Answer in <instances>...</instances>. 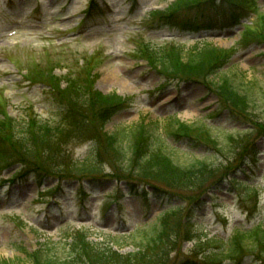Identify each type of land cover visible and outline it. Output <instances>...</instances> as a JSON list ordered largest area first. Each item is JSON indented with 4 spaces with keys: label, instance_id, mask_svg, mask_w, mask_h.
<instances>
[{
    "label": "rangeland",
    "instance_id": "rangeland-1",
    "mask_svg": "<svg viewBox=\"0 0 264 264\" xmlns=\"http://www.w3.org/2000/svg\"><path fill=\"white\" fill-rule=\"evenodd\" d=\"M89 1L0 0V103L7 98L11 105L9 111L20 119L26 116L25 108L33 107L42 121L58 123L62 106L55 95L43 85H30L26 76L37 66L43 70L54 66L57 76L65 77L67 72L75 76L87 66L85 60L91 61L93 68L87 76L96 80L95 89L103 94H117L128 101L127 106L105 125L104 131L110 135L141 125H146L153 133L158 126L157 131L166 138L165 149L176 164L188 166L201 160L215 165L217 170L219 166L230 170L235 163L226 161L220 153L195 139L174 138L169 130L175 125L170 120L192 126L205 125L223 147L225 157L233 156L237 145L230 146V136H244L253 141L250 150L253 154L257 152L256 164L250 157L246 160L248 167L243 166L245 172L236 173L240 181L258 190L239 187L241 192L237 194L229 181L220 186L215 198L210 197L205 203L198 235L227 240L235 229L264 224V136L258 137L253 130L254 123H264V43L241 44L242 27L198 34L167 27L145 28L142 21L145 14L164 10L175 0H137L136 4L132 0H97L99 9L88 20ZM131 7L132 15L129 13ZM246 15L243 25H261L264 0H257L256 8L248 9ZM142 39L157 49L163 46L169 50V44L176 43L184 46L186 53L202 40L218 49L231 51L236 47L237 50L226 63H221L224 67L218 74L211 75V70L206 73L207 80L172 82L163 86L166 82L161 75L133 52ZM215 58L220 60L217 55ZM108 75L113 77V82L105 80ZM223 79L248 97L250 108L242 116L230 114L221 103L216 91H220L218 85ZM64 81L62 86L66 85L67 80ZM98 130L96 126L93 128L96 135ZM93 143L92 137L86 136L65 152L70 151L73 161H82L92 155ZM240 148L244 149L245 144ZM73 161L65 155L64 166ZM104 162L103 171L109 174L112 162L107 156ZM18 169L11 166L0 172V264L5 260L27 264L35 252L45 259L62 260L71 254L69 237L77 231L86 232L93 242L110 244V236L123 235L128 230L154 223L167 209L154 196L145 195L142 187L134 192L126 184L114 181H101L92 186L82 184L87 192L84 197L77 190L80 183L74 180L64 183L57 194L47 193L40 197L39 202V190L50 189L55 183L47 180L40 189V180L34 174L12 182ZM68 171L65 169V173ZM111 192L115 195L110 197L108 193ZM116 197H121L123 212L117 210ZM174 205L182 208L181 215L186 212L187 206L180 200ZM122 243V254L133 251L131 240ZM195 243L196 239L184 243L181 248L176 246L177 252L173 251L172 257L179 262L186 257L204 255L201 248L198 252L194 250ZM251 261L252 258H247L245 264H252ZM170 263L173 264L172 259Z\"/></svg>",
    "mask_w": 264,
    "mask_h": 264
},
{
    "label": "trees",
    "instance_id": "trees-1",
    "mask_svg": "<svg viewBox=\"0 0 264 264\" xmlns=\"http://www.w3.org/2000/svg\"><path fill=\"white\" fill-rule=\"evenodd\" d=\"M203 1L178 0L165 13L153 14L159 21L176 23L182 11L195 10ZM223 2L231 9L241 7L240 0H223ZM233 17L236 19V15ZM262 38L264 39V33ZM183 52V49L172 46L169 50L163 48L159 51L147 48L145 55L148 62L156 70L159 69L158 72L164 73L169 78L181 76L202 78L210 70V74L215 75L221 68V63L226 62L231 56L228 51L218 49L209 43L194 45L187 51L186 58L182 55ZM216 55L220 60L215 58ZM83 81V85L73 81L72 86L68 85L61 92L64 99L67 96L69 100L67 116L71 124L68 129H65V126L60 127L61 125L52 128L31 117L17 122L6 113L0 112L4 116L0 118V166L20 163L27 174L34 171L41 177L59 180L83 178L92 182L106 181L110 178L148 181L147 184L155 193L163 192L161 187L166 188L169 190L167 192L169 200L174 197L189 202V208L181 215L182 210L173 207L163 218L147 225L142 231L130 233L125 239L113 237L110 244L93 242L86 234L77 232L68 245L72 250L69 257L52 261L43 258L38 252L27 264H171V259L173 264H201L198 262L199 256L184 258L179 262H176L174 256L172 257L173 251L177 252V247L181 248L184 243L194 239H196L194 250L198 252L201 248L204 252L200 258L204 264H225V262L243 264L249 257L253 258V264H264V226L259 225L251 230H235L228 241L193 236V233L197 234L198 224L192 220L196 212L202 209L204 196L222 185L231 171L221 166L217 170L215 165L201 160L188 166L176 164L165 149V139L162 135L157 131L152 133L143 125L126 132L111 135L106 133L105 125L124 107V102L116 95L105 96L96 91L93 81L90 83L86 79ZM48 83L59 87L60 80L51 76ZM218 86L225 104L235 115L242 116L246 111L248 112L250 108L248 97L236 91L229 80H222ZM261 124L258 125L257 122L253 124V130L259 135L258 137L264 136V123ZM95 126L100 130L98 135L90 133L97 144L93 155L83 162H71L64 166L65 155L73 161L69 153L65 152L67 142L74 137L80 138L86 135L90 128ZM197 131L198 134L195 136L193 133ZM171 134L176 138L195 137L205 144L209 143V146L224 155L222 147H219V143L211 142L209 132L204 128L195 130L179 125ZM234 143L237 144L234 155L226 158V161L233 160L236 163L243 155L248 154L247 150L252 147L253 141L244 136L230 137V146ZM242 144H245L244 149L240 148ZM106 156L112 162V171L107 175L103 171ZM65 169L69 171L65 173ZM234 182L238 183L237 180ZM187 237L189 239H186ZM130 240L134 252L121 254L115 249V247H123L122 242ZM216 243L218 245H214ZM206 246L208 248L205 249ZM2 263L14 264L7 260Z\"/></svg>",
    "mask_w": 264,
    "mask_h": 264
},
{
    "label": "bare ground",
    "instance_id": "bare-ground-1",
    "mask_svg": "<svg viewBox=\"0 0 264 264\" xmlns=\"http://www.w3.org/2000/svg\"><path fill=\"white\" fill-rule=\"evenodd\" d=\"M105 80H106L107 82H111V81L113 82L114 79H113V77H111V76L108 75V76L105 78ZM197 236H199V235H197Z\"/></svg>",
    "mask_w": 264,
    "mask_h": 264
}]
</instances>
